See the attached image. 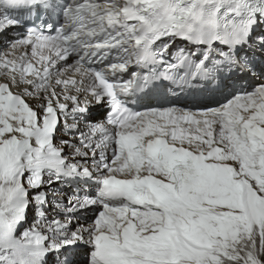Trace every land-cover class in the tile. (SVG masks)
I'll return each mask as SVG.
<instances>
[{
  "label": "snow or ice",
  "instance_id": "obj_1",
  "mask_svg": "<svg viewBox=\"0 0 264 264\" xmlns=\"http://www.w3.org/2000/svg\"><path fill=\"white\" fill-rule=\"evenodd\" d=\"M12 28L0 244L40 213L13 264H264V0H0Z\"/></svg>",
  "mask_w": 264,
  "mask_h": 264
},
{
  "label": "rangeland",
  "instance_id": "obj_2",
  "mask_svg": "<svg viewBox=\"0 0 264 264\" xmlns=\"http://www.w3.org/2000/svg\"><path fill=\"white\" fill-rule=\"evenodd\" d=\"M53 187H61V185H59V183H57V184L53 185ZM63 190L66 192V194H71L70 191H66L64 188H63ZM50 199H51V197H50ZM59 208L62 211L63 210V204L59 205ZM55 211L56 210L54 209V207L50 203L46 209V212L51 216L52 214L55 213ZM88 211L89 210L83 211L82 214L85 215L86 217L94 218V213L93 212L88 213ZM37 215H40V213L38 211L35 212L34 206L30 205L29 209L26 210V213H23L17 221L13 222V224L9 230L8 236L3 240L2 244H10V245L24 244L25 240H26L25 233L28 231V227H30L31 224L35 221ZM2 244H0V248L4 247V246H2ZM84 251L82 252V254H84ZM8 253H9V255L7 257H9V256L11 257V253L10 252H8ZM3 254H0V257L4 256ZM43 255H44V252H41L38 254V256H43ZM52 255H54V254L49 253L46 256V258L49 260H54L55 256H52ZM0 264H10V263L7 261L4 262V259H0Z\"/></svg>",
  "mask_w": 264,
  "mask_h": 264
},
{
  "label": "bare ground",
  "instance_id": "obj_3",
  "mask_svg": "<svg viewBox=\"0 0 264 264\" xmlns=\"http://www.w3.org/2000/svg\"><path fill=\"white\" fill-rule=\"evenodd\" d=\"M6 32L7 31H5L4 33H0V52H3L8 47V43L11 40V39H8V37H7L8 40H1V37L6 36ZM62 65L63 64L61 63V64L58 65V67H62ZM2 80H3V76L0 75V81H2ZM13 90L15 91L16 89H13ZM32 102L34 103L35 101L33 100ZM94 111H95V115L99 116V120H102L104 118L105 113L103 111V107L102 106L97 105L95 107ZM70 185L74 186V184H70ZM63 187H67V185H65ZM89 191L91 192V194H93L92 188H90ZM78 258H80V257H78ZM81 261H83V258L80 259L79 264H82Z\"/></svg>",
  "mask_w": 264,
  "mask_h": 264
}]
</instances>
